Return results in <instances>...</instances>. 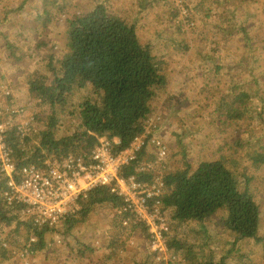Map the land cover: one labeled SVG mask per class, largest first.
<instances>
[{"label":"trees","instance_id":"trees-1","mask_svg":"<svg viewBox=\"0 0 264 264\" xmlns=\"http://www.w3.org/2000/svg\"><path fill=\"white\" fill-rule=\"evenodd\" d=\"M94 1L91 9H81L72 15L69 29L64 34L63 56L58 60L55 52H49L45 57L40 55L39 59L46 61V68H37L26 76V90L31 100H41L52 107L48 121L40 129L33 128L28 132L16 123L1 122L6 123L4 139L13 151L16 170L12 177L17 180L26 166H43L44 158L62 163L68 155L74 154L93 162L94 150L100 139H109L114 154H117L130 148L137 138L148 132L147 122L153 111V101L168 83L166 59L153 44L140 39L135 21L117 15L110 8L109 0ZM68 2L43 0L29 17L32 27L26 28L27 34L22 33L21 36L28 40L32 30H47L56 11H66ZM222 4L224 9H230L229 0H223ZM19 9L21 12L24 6ZM180 13L181 8L176 14ZM223 18L231 23L227 28L230 33L241 32L245 41L242 48L246 52L235 63L243 65L241 71L248 66V75L258 81L254 65L259 60V50H251V46L256 44L252 21H233L234 10L224 13ZM12 19L6 21L11 22ZM187 19L185 15L180 18L177 32H182ZM5 43L11 51V59L19 61L21 49L17 48L18 45L8 38ZM34 44L38 49L46 46L43 39H35ZM180 47L175 46L177 49ZM78 93L82 95L79 100L75 98L80 96ZM7 96L13 98L12 92ZM262 100L264 102V98ZM258 106L249 90L233 85L229 92L214 101L213 111L224 117L225 122L231 121L235 125L251 120L254 112V119L262 118L264 122V111ZM59 108L67 109L69 117L66 114V122L56 113ZM72 121L75 128L64 134ZM239 132L233 128L229 133L234 150L228 155H217L196 164L185 158L175 170L161 175L165 187L160 198L161 211L170 213L182 233L189 226L190 233L205 234L206 242L193 240L192 243L183 242L180 236L172 235V231L165 234L172 255L183 258L187 264H260L264 260L261 209L251 190L253 180L264 173V132L249 138L239 137ZM149 138L147 135L145 144L135 152V157L121 167L122 177L136 176L147 182L157 177L155 167L158 164L145 159ZM149 165L153 167L149 168ZM10 178L0 168V220L13 224L16 234L25 226L23 237L30 250L46 248L47 234L82 222L89 223L90 216L100 205L122 210L123 220L130 215L124 211L127 205L125 198L112 192V186L104 185L90 189L79 198V207L66 226L47 224L39 228L28 214L19 215L24 211L21 203L5 200L4 192ZM149 205L153 209L157 199H151ZM215 217L220 219L228 233L223 248L220 247L222 245H216V248L208 246L210 231L207 223ZM130 219L132 229L140 230L150 242L154 234L147 222ZM33 238L35 241L31 242ZM80 241L85 245L84 239H78ZM149 247V255L158 253Z\"/></svg>","mask_w":264,"mask_h":264},{"label":"rangeland","instance_id":"rangeland-1","mask_svg":"<svg viewBox=\"0 0 264 264\" xmlns=\"http://www.w3.org/2000/svg\"><path fill=\"white\" fill-rule=\"evenodd\" d=\"M64 1L57 0L58 3ZM42 2L0 0V124L4 120L10 124L16 123L25 132L33 128L40 129L52 114V107L41 100H31L27 94V74L37 68H46V61L39 59L40 55L45 57L49 52H55L58 60L63 56L64 34L69 29L72 15L81 9H91L95 1L69 0L66 11H56L47 30H32L26 40L21 35L27 34L25 29L32 27L29 17ZM109 3L117 15L135 21L140 39L153 44L166 59L168 83L154 99L153 111L147 122V135L150 138L145 159L155 161L160 150H165L163 161L156 162L157 177L175 170L185 158L196 164L217 155H228L234 150L231 145L233 138L229 136L233 128L240 131L237 135L241 138L259 136L264 132L262 118L254 119L256 112L251 120L235 125L231 121L225 122L224 117L213 111L214 101L229 92L233 85L249 90L259 110L264 111V52L261 53L264 42V0H229L228 10L224 9L223 0H109ZM21 6H24V10L20 12ZM184 6L188 9V19L179 33L176 28L184 14L178 15L176 12L181 7L185 9ZM230 10H234L233 21H252L256 44L251 46V50H259V60L254 65L258 81L248 75V66L241 71L243 65L235 63L246 49L242 48L245 45L243 34H231L227 29L231 23L223 18V14ZM8 18L13 19L9 22L6 21ZM6 38L21 49L19 61L11 59ZM35 39L45 40L46 46L36 48ZM176 45L181 47L177 49ZM10 92L13 98H8ZM75 98L79 100L82 95ZM66 111L59 108L56 112L63 122L67 120L66 114L69 117ZM74 128L72 121L66 126L64 134ZM155 140H159L161 145H157ZM134 144L129 149H133ZM140 147L137 145L135 150ZM251 190L260 205L264 230V173L253 180ZM129 213L126 217L138 218L135 213ZM122 215L113 208L100 205L90 216L89 223L82 222L72 228L66 227L67 231L63 229L47 234L48 246L40 251L28 249L29 244L26 245L23 237L25 226L16 234L13 224L0 220V264H184L183 258L172 255L166 247L165 254L161 251L163 256L160 258L155 254L149 255L151 243L146 241L140 230H133L130 222L124 224L125 217ZM165 216L173 225L172 235L180 236L183 242H206L203 232L190 233V227L187 226L182 233L170 213ZM207 227L210 231L208 246L216 248V245H222L228 233L220 219L215 217L207 223ZM72 239H75L74 245L70 244ZM78 239H84L85 245ZM155 245L161 247L157 242ZM198 251L199 247L196 248ZM260 264H264V260Z\"/></svg>","mask_w":264,"mask_h":264},{"label":"built area","instance_id":"built-area-1","mask_svg":"<svg viewBox=\"0 0 264 264\" xmlns=\"http://www.w3.org/2000/svg\"><path fill=\"white\" fill-rule=\"evenodd\" d=\"M187 13L188 9L181 7L180 14L186 16ZM5 131L6 123L0 124V168L11 176L4 196L10 203H21L24 206L23 213L31 216L39 228L47 224L52 227L66 226L70 216L78 208L81 196H85L92 188L108 185L112 186V192L125 198V212L135 213L138 219L145 220L150 226L149 230L154 234L150 246L153 245L151 248L158 252L155 255L160 258L169 249L165 234L172 231V224L159 206L165 190L163 179L156 177L154 181L147 182L136 176L120 175L121 167L135 157L136 146L145 144L147 134L133 142V149H125L117 154H114L113 144L109 139H100L94 150L93 162L86 161L82 156H69L62 163L50 162L44 158L43 166H26L17 180L12 177L16 170L15 161L12 149L5 142ZM155 143L161 145L159 140H155ZM164 154L165 150L162 148L155 163L162 162ZM152 167L153 165H149V168ZM153 198L157 199V205L152 209L149 201ZM116 213L122 214V210H116ZM123 221L128 224L131 219ZM34 241L35 238L31 242ZM155 242L162 248L156 246Z\"/></svg>","mask_w":264,"mask_h":264},{"label":"crops","instance_id":"crops-1","mask_svg":"<svg viewBox=\"0 0 264 264\" xmlns=\"http://www.w3.org/2000/svg\"><path fill=\"white\" fill-rule=\"evenodd\" d=\"M127 149H129V148H127ZM73 240H75V239L70 240V244H71V245H74V244H73ZM97 262H98V261H97ZM83 264H85V263H83ZM97 264H104V263L101 262V263H97Z\"/></svg>","mask_w":264,"mask_h":264},{"label":"clouds","instance_id":"clouds-1","mask_svg":"<svg viewBox=\"0 0 264 264\" xmlns=\"http://www.w3.org/2000/svg\"><path fill=\"white\" fill-rule=\"evenodd\" d=\"M135 141H136V140H135ZM135 141H134V142H135Z\"/></svg>","mask_w":264,"mask_h":264}]
</instances>
